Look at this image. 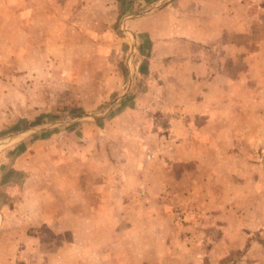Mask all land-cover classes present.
<instances>
[{"label": "rangeland", "instance_id": "obj_1", "mask_svg": "<svg viewBox=\"0 0 264 264\" xmlns=\"http://www.w3.org/2000/svg\"><path fill=\"white\" fill-rule=\"evenodd\" d=\"M86 1L97 8H82ZM117 1L0 0V264H263L264 234L243 233L264 229V103L227 124L244 137L236 147L251 166L215 170L219 163L204 156L201 169L183 172L185 119H170L167 137L164 127L162 136L151 132L148 119H112L127 75L148 64L149 50L126 29L127 18L146 9L120 10ZM57 3L54 22L45 4ZM48 38L58 41L53 59L41 58ZM139 77L129 104L146 85ZM157 143V155L167 144L179 152L168 172L160 166L167 156L151 155ZM103 168L102 205L95 169ZM70 171L79 185L76 219ZM41 206L65 215L60 234L41 226Z\"/></svg>", "mask_w": 264, "mask_h": 264}, {"label": "crops", "instance_id": "obj_2", "mask_svg": "<svg viewBox=\"0 0 264 264\" xmlns=\"http://www.w3.org/2000/svg\"><path fill=\"white\" fill-rule=\"evenodd\" d=\"M96 3L86 1L82 8L94 11ZM45 5L50 13L48 19L55 22L58 18L56 13L61 11L62 5ZM117 5L120 10L146 9L131 17L127 28L130 25L134 30L132 33L146 41L144 43L148 44L149 50L147 58L142 56L148 64L143 61L142 67H132V76L127 75L126 87L121 91L118 87L117 92L120 93L111 109L114 111V108L121 106L122 109L112 119H148L151 132L162 136L164 131L166 137L173 123L170 119H185L181 155H187V161L182 163L183 172L201 169V158L204 156L212 157L219 163L215 170L226 166L227 162L230 165L251 166L247 153L241 154L236 147L244 137L236 130H230L227 124L233 119H249L248 108L255 101L264 103V0H118ZM104 6L105 10H110L109 4ZM142 40L138 44L143 43ZM57 43L56 38H48L45 43L49 45L46 49L48 53L43 51L41 58H55L50 54L59 52ZM134 51L138 52L136 45ZM139 75V80L144 78L146 83L140 87L143 94L129 104L127 97L134 92ZM160 127H164V130ZM225 140L229 143H225ZM170 141H173L171 136ZM165 142H168L167 138ZM155 147L151 152L152 157L166 155V163L160 166L168 172L174 167L175 153L179 152L167 144L166 152L157 155L159 143ZM95 172L102 179L95 190L99 192L96 198L101 197L100 203L103 205L106 202L104 192L109 185L104 183V168L95 169ZM72 176L69 204L73 209L70 214H75L76 219L79 185L74 171H70ZM172 180V175L167 176L166 185ZM26 182H22L23 188ZM197 182L196 178L189 181L187 195L192 196L191 187ZM138 186L144 187L145 184L139 182ZM119 187L125 186L119 183ZM22 191V199H26L29 193L25 188ZM43 194L41 191V197ZM45 199L47 201V197ZM199 201L202 200L199 198ZM42 208L41 218L37 217L41 226L49 227L55 233V229L59 230L57 232L60 234L64 230L60 225L65 215L44 212ZM91 212L94 213L92 207ZM232 232L233 235L240 233L238 230ZM244 232L253 238L259 234L263 236L264 229L260 233ZM190 243L195 246L194 238ZM19 260L13 258L10 263L19 264Z\"/></svg>", "mask_w": 264, "mask_h": 264}, {"label": "water", "instance_id": "obj_3", "mask_svg": "<svg viewBox=\"0 0 264 264\" xmlns=\"http://www.w3.org/2000/svg\"><path fill=\"white\" fill-rule=\"evenodd\" d=\"M134 15H132V16H129L128 18H127V21H126V23H128V21L131 19V17H133ZM126 29H127V24H126ZM125 31H127L126 32V34H127V37L131 40V35H130V33H129V31L128 30H125ZM134 50H135V47L133 46L132 47V52H131V54L134 52ZM130 77H131V75H130ZM94 119H98V117H96V118H94ZM45 126H41V129L42 128H44ZM23 133H26V132H23Z\"/></svg>", "mask_w": 264, "mask_h": 264}]
</instances>
